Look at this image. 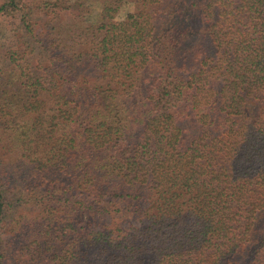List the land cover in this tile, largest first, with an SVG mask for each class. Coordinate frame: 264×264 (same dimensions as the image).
<instances>
[{
	"label": "trees",
	"instance_id": "1",
	"mask_svg": "<svg viewBox=\"0 0 264 264\" xmlns=\"http://www.w3.org/2000/svg\"><path fill=\"white\" fill-rule=\"evenodd\" d=\"M41 2L34 49L30 0H0L10 171L132 221L89 227L48 203L10 221L21 261L264 264V0Z\"/></svg>",
	"mask_w": 264,
	"mask_h": 264
},
{
	"label": "rangeland",
	"instance_id": "2",
	"mask_svg": "<svg viewBox=\"0 0 264 264\" xmlns=\"http://www.w3.org/2000/svg\"><path fill=\"white\" fill-rule=\"evenodd\" d=\"M32 8L30 9L31 23L33 26L32 34L29 35L30 45L32 48L39 47L38 41L47 38V29L44 25V20L47 18V11L42 8L41 0H30ZM67 2L71 7H76V3ZM129 10L133 12H145L146 3L144 0H124L122 5V11ZM65 13L66 11L63 10ZM38 15L44 17L43 20L37 18ZM83 20L85 22H92L95 19V14L92 12H81ZM6 27V25H5ZM0 27V29H5ZM7 28V27H6ZM9 32V31H8ZM69 64V63H68ZM79 79V77L77 78ZM75 79V81L77 80ZM257 104L251 103L248 108L251 113L256 112ZM8 138L4 135H0V190L2 191L3 198V215L0 218V252L3 253L0 258V264H24L21 261L20 250L15 249L10 245V233L9 230L10 221H14L16 218L20 220H28L31 216L41 214L45 205L48 203L58 206L65 211L70 217L75 220L76 223L83 224L89 227H100L102 225H111L115 222L127 223L132 221V217L129 213L125 214L116 213L114 210H108L105 212H99L89 209L77 208L75 203H69L63 205L64 199L61 189L49 188L44 189V186L35 189H29L27 186L28 177L22 173L21 170H16L12 173L10 169L14 167L12 156L13 150H9ZM10 154V155H9ZM10 162L11 164H9ZM4 168V169H3ZM3 169V170H2ZM61 196L58 200L57 197ZM60 209V210H61ZM44 212V210H43ZM123 223V224H124Z\"/></svg>",
	"mask_w": 264,
	"mask_h": 264
}]
</instances>
